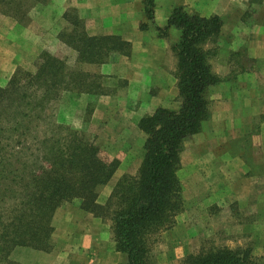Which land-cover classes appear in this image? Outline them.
Masks as SVG:
<instances>
[{"label": "trees", "instance_id": "1", "mask_svg": "<svg viewBox=\"0 0 264 264\" xmlns=\"http://www.w3.org/2000/svg\"><path fill=\"white\" fill-rule=\"evenodd\" d=\"M32 1L0 0V11L21 21ZM142 1L147 18L154 22L155 0ZM63 16L70 27L59 35L77 52V62L101 64L114 55L131 53V43L120 35H91L75 9ZM222 24L220 16L191 14L178 5L167 26H157L160 32L170 26L181 31L175 45L181 104L140 118L138 126L147 137L138 173L123 174L103 204L98 202L100 189L113 177L120 160L99 145L96 134L65 124L51 112L62 91L72 85L90 90L94 83L90 76L97 75L83 68L73 71L65 59L46 50L36 72L22 71V76L16 74L0 87V264L13 263L10 254L20 246L49 250L56 209L76 199L83 209L111 218L116 250L125 254L122 264H148L151 237L174 225L184 207L178 175L181 152L185 140L199 132L210 116L208 89L221 80L212 66L215 49L210 44L219 37ZM8 105L16 108L10 111ZM46 119L50 129L40 122ZM3 121L12 125L2 126ZM37 143L33 156L28 155L26 149ZM181 264L256 261L249 249L222 246L190 253Z\"/></svg>", "mask_w": 264, "mask_h": 264}, {"label": "crops", "instance_id": "2", "mask_svg": "<svg viewBox=\"0 0 264 264\" xmlns=\"http://www.w3.org/2000/svg\"><path fill=\"white\" fill-rule=\"evenodd\" d=\"M155 3L153 22L147 18L142 0H50L54 16L61 18L66 11L75 9L91 35L117 34L132 45L128 56L117 54L109 62L85 64L86 71L107 75L112 82L126 81L128 87L126 91L104 94L99 99L105 105L95 108L94 122L97 125L102 122L107 131L123 130L131 123L137 126L142 116L158 108L177 109L181 96L175 45L181 31L170 26L160 32L157 26L165 28L178 5L191 14L220 16L223 19L220 36L226 37L214 71L219 73V67L224 66V74L208 89L210 116L202 122L201 129L209 130L213 125L206 132L208 141L212 146L215 142L225 147L221 152H213L212 161L217 162L219 169L224 168L222 172L215 171L217 177L228 178L232 168L235 172L238 169L237 178L248 188V191L235 189L241 194H236L231 202L237 201L242 208L254 210L258 215L264 206V85L260 83L264 81V0H155ZM144 22L147 28L141 27ZM233 55L238 57L236 61L232 60ZM244 57L251 63H245ZM230 68L234 70L231 74ZM145 140L141 136L125 138L119 145L130 146V156L141 163L142 157L136 155L131 145L142 146ZM237 144L239 151L234 149ZM247 148L258 157H251ZM121 162L114 174L116 178L110 180L107 196L118 177L125 172L136 173L139 166L130 170ZM231 184L224 187L230 197L234 191ZM252 184L257 187L251 188ZM213 192L212 186V194L223 193ZM252 194H256V199ZM107 196L98 198V202L105 203ZM52 223L51 238L56 239L53 247L39 250L20 246L12 251L10 260L17 264H122L125 261V254L116 250L109 216H98L75 202L64 203L55 212Z\"/></svg>", "mask_w": 264, "mask_h": 264}, {"label": "rangeland", "instance_id": "3", "mask_svg": "<svg viewBox=\"0 0 264 264\" xmlns=\"http://www.w3.org/2000/svg\"><path fill=\"white\" fill-rule=\"evenodd\" d=\"M31 4L27 16L21 21L0 11V87L7 86L14 75L22 76V71L36 72L41 60L40 56L46 50L65 59L68 68L71 70L77 71L83 68L86 71L85 64L87 63L77 62V52L60 38L59 33L70 27H68V21L63 16L58 18L53 15L50 11V0H33ZM262 12L264 13V9H262ZM225 37L224 34L219 35L210 44L212 49H215V54L211 59L213 69L217 67L215 60L218 59L220 48L224 46ZM243 55L246 57L244 51ZM245 57L243 61L251 63V60H246ZM237 59L238 57L233 55L232 60L236 61ZM88 64L94 65L95 63ZM232 68H230L229 74L234 71ZM223 69L219 67L218 75L224 74ZM250 69H253V66ZM255 72L257 73L256 70ZM96 75V77L94 75L90 76L91 80H95H92L94 83L90 90L80 91L83 89L72 85L69 89L62 91L60 98L52 104L51 112L53 111L55 117L57 116L65 124L78 129H87L88 132L96 134L99 145L110 155L117 157L120 163L123 161L125 168L135 170L136 166L139 165L136 173L125 172L130 175H137L145 155L144 145L135 147L131 145V149L136 155L142 157L140 163L138 159L136 160L130 156V146L123 144L121 146L119 141L139 136L146 138V132L132 123L128 124L126 129L123 130L107 131L102 122L97 125L98 122L95 123L96 120H94L96 116L95 108L98 106L102 108L105 105L99 99L104 94L126 91V88H128L126 81L117 80L112 82L107 75L99 73ZM260 83L264 85V81ZM22 85H24V82H22ZM15 108L16 106L12 107L10 105L6 107L10 111ZM49 112L50 104L46 113ZM47 119L40 122L44 128L50 129V120ZM6 124V121L1 123L2 126ZM10 125H12L11 122L7 124V126ZM212 127L209 130H212ZM209 130L201 129L200 133L198 132L199 134L196 133L190 136L184 142L181 152V167L178 171L182 184L184 207L175 216L174 225L151 237L148 264H181L183 258L190 253H197L208 248L216 249L222 246L249 249L256 264H264V206L258 210L257 215L254 210L242 208L243 206L237 201L231 202L236 194L237 196L241 194L236 192L235 189L244 188L245 191H248V188H245L237 178L236 172L238 169L235 172L232 168L227 173L229 174L228 178L217 177L215 171L222 172L224 168L219 169L217 162L212 161L213 152L214 150L221 152L225 147L215 142L212 146L206 135ZM218 140L220 141V138ZM27 142L30 143L31 140L28 139ZM45 145L41 146L40 152H43L42 148ZM32 147V149H26V153L30 156H33L32 151H36L35 148H38V143ZM234 149L239 151L240 145L237 144ZM247 151L254 159L258 157L256 154L253 155L248 148ZM28 161L31 163L32 158ZM112 178L115 179L116 175H113ZM110 180L100 189L98 198L107 196L110 189ZM230 182L234 188L231 197L229 193L224 192V187L228 186ZM255 185L252 184V187L248 185V187L255 189L257 187ZM212 186L213 193L218 190L223 193L212 194ZM228 189H231V187ZM245 197H247L246 194ZM253 197L255 198L256 194ZM76 201L77 199L75 201H65L62 204L77 203ZM246 224L250 225L247 226ZM55 240V238L50 239L51 247L55 244ZM12 262L9 264H17L14 261Z\"/></svg>", "mask_w": 264, "mask_h": 264}]
</instances>
